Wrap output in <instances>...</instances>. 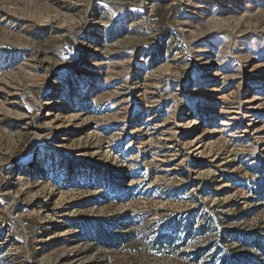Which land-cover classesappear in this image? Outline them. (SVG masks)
Returning a JSON list of instances; mask_svg holds the SVG:
<instances>
[{"label": "rangeland", "instance_id": "rangeland-1", "mask_svg": "<svg viewBox=\"0 0 264 264\" xmlns=\"http://www.w3.org/2000/svg\"><path fill=\"white\" fill-rule=\"evenodd\" d=\"M0 264H264V0H0Z\"/></svg>", "mask_w": 264, "mask_h": 264}]
</instances>
